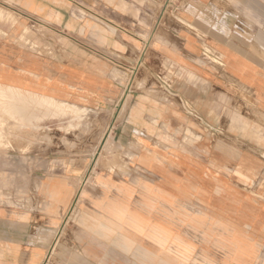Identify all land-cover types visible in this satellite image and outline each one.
Returning <instances> with one entry per match:
<instances>
[{"label":"crops","instance_id":"1","mask_svg":"<svg viewBox=\"0 0 264 264\" xmlns=\"http://www.w3.org/2000/svg\"><path fill=\"white\" fill-rule=\"evenodd\" d=\"M30 20L39 28L29 35ZM0 87L106 111L129 100L113 131L129 157L112 170L0 149V264H47L93 179L101 244L129 218L170 236L180 212L183 226L213 228L226 264H264V188L231 185L214 154L222 100L264 112V0H0ZM19 115L23 126L28 108Z\"/></svg>","mask_w":264,"mask_h":264},{"label":"rangeland","instance_id":"2","mask_svg":"<svg viewBox=\"0 0 264 264\" xmlns=\"http://www.w3.org/2000/svg\"><path fill=\"white\" fill-rule=\"evenodd\" d=\"M38 28L39 25L30 20L24 26V32L30 35ZM43 51H51L48 44L44 45ZM21 97L0 92L1 150L45 157H87L93 164V171L112 170L118 157L124 156L126 160L129 157L128 153L120 151L113 138V131L127 110L128 99L123 103L121 99L116 108L106 111L56 104L36 96ZM249 104L237 99L236 108L229 110L222 100L221 131L215 138L214 154L221 158L222 177L233 186L254 190L264 188V112L258 109L255 101L252 107ZM6 106L8 110L4 116ZM21 107L29 110L27 121L23 118V126L19 115ZM37 111L43 113L37 115ZM118 111L119 116L115 115ZM22 128L28 129L23 130L24 138L29 140L25 147L20 146ZM205 135L206 140L212 137L211 132ZM191 151L196 154V149ZM204 154L211 161L213 150L206 148ZM125 171H129L128 167ZM101 182L99 179L88 180L82 186L77 208L62 229L60 240L67 242H62L60 248L57 246V250L49 255L47 264H226L221 259L230 249L212 240L213 228L198 232L193 227L183 226L180 212L174 214L170 236L160 230L153 233L147 219L134 222V218H129L127 221L131 226L125 221L126 227H119V235L118 230L109 225L108 233L103 235L109 242L101 244L98 242L101 238L100 218L95 211L100 196L95 188L100 187ZM78 184L81 186L83 181L78 180ZM137 196L135 204L140 193ZM259 197L264 199V196ZM73 240L75 242H71ZM260 252L264 257V244ZM260 259L257 264L261 263Z\"/></svg>","mask_w":264,"mask_h":264},{"label":"bare ground","instance_id":"3","mask_svg":"<svg viewBox=\"0 0 264 264\" xmlns=\"http://www.w3.org/2000/svg\"><path fill=\"white\" fill-rule=\"evenodd\" d=\"M6 90H8V91H10V92H15V90L14 89H11V88H3V87H0V92H2V93H4ZM14 90V91H13ZM13 96V95H12ZM14 97V96H13ZM9 99H10V97H9ZM15 107V106H14ZM31 108V107H30Z\"/></svg>","mask_w":264,"mask_h":264}]
</instances>
